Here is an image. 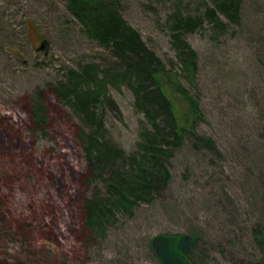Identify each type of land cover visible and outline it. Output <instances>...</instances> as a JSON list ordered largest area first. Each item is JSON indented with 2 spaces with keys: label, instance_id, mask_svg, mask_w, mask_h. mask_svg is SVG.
<instances>
[{
  "label": "rangeland",
  "instance_id": "1",
  "mask_svg": "<svg viewBox=\"0 0 264 264\" xmlns=\"http://www.w3.org/2000/svg\"><path fill=\"white\" fill-rule=\"evenodd\" d=\"M116 1L126 22L176 70L169 19L178 11L202 16L208 6L205 0ZM224 21L217 27L206 17L186 35L199 65L197 86H186L205 116L196 129L220 153L187 138L173 151L169 186L140 202L132 218L120 217L105 238L88 241L82 203L95 182L86 179L81 121L55 87L81 66L106 69L116 59L86 34L69 0H0V264H158L149 241L181 233L198 235L193 256L200 264L261 259L264 0H243L239 21ZM106 90L118 107L102 104L106 137L131 154L147 121L128 85Z\"/></svg>",
  "mask_w": 264,
  "mask_h": 264
},
{
  "label": "trees",
  "instance_id": "2",
  "mask_svg": "<svg viewBox=\"0 0 264 264\" xmlns=\"http://www.w3.org/2000/svg\"><path fill=\"white\" fill-rule=\"evenodd\" d=\"M242 1L205 0L208 6L202 16L173 13L169 28L178 58L176 70L167 66L147 46L139 31L126 22L116 0H69V9L86 34L110 49L116 59L111 68L81 66L55 87V93L69 102L81 121L86 179L90 185L95 182L96 190L85 196L82 203L88 241L105 238L120 217L132 218L140 202L155 200L169 186L173 151L184 140L191 138L196 147L220 153L213 139L196 129L205 116L198 96L186 86H197L199 69L198 54L186 35L200 28L206 17L217 27H222L224 18L228 23H237ZM123 83L132 90L135 107L147 121L131 154L107 139L101 111L106 101L118 108L114 100L107 98L106 87ZM42 112L43 106L38 104L33 117L39 124ZM191 235L195 241L187 256L194 264H200L193 256L198 235ZM256 236L262 257L251 264H264V229L257 228ZM151 240L149 250L161 264Z\"/></svg>",
  "mask_w": 264,
  "mask_h": 264
},
{
  "label": "water",
  "instance_id": "3",
  "mask_svg": "<svg viewBox=\"0 0 264 264\" xmlns=\"http://www.w3.org/2000/svg\"><path fill=\"white\" fill-rule=\"evenodd\" d=\"M47 44L42 42L41 48ZM194 237L189 233L159 234L152 238L151 244L161 264H194L187 256L193 248Z\"/></svg>",
  "mask_w": 264,
  "mask_h": 264
}]
</instances>
